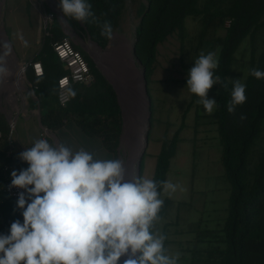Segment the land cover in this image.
Here are the masks:
<instances>
[{
	"label": "trees",
	"instance_id": "16d2710c",
	"mask_svg": "<svg viewBox=\"0 0 264 264\" xmlns=\"http://www.w3.org/2000/svg\"><path fill=\"white\" fill-rule=\"evenodd\" d=\"M40 1L44 4L46 12L48 7L52 10L51 13L47 12V15H53L54 18L57 14L66 29H69L58 6L59 0ZM127 2L129 1L88 0L99 23H93L91 19L87 22H79L70 17L66 18L78 33L87 34L104 48L110 40L100 34V25L106 20L110 21L114 31L117 19L122 14ZM46 4L49 6L47 7ZM188 17H198L201 22L197 49L204 52L207 44L212 47L216 45L220 47L219 66L215 70V75L221 78L222 83L214 85L208 94L215 93L217 99V107L210 116L218 125L223 147L222 164L225 177L230 183L227 216L219 230L221 237L216 235V237L210 238L208 234H205L197 238L198 243H203L206 246L199 249L196 247V243V246L189 250L191 253L189 264H264V145L256 159L252 155L258 145L257 140L264 132V79L258 80L250 74L252 69L264 71V36L262 43L258 44L259 36L264 34V0H146L136 25L135 55L146 72L153 113L151 129L154 125L155 108L150 84L157 62L158 46L170 36L178 33L182 38L181 50L184 53L187 48L184 41ZM226 24L228 25L226 26ZM224 26H226V32L223 36L214 41L205 39L207 33L215 34ZM47 31L48 35L44 38L42 48L27 65L26 70V76L37 95L42 126L61 133L67 123L74 121L75 126L86 136L100 138L112 156L111 158L117 159L123 117L113 85L98 69L90 55L74 43L87 58L93 81L73 84L71 86V101L66 107H62L58 103V79L68 72V68L58 58L53 44L69 36L57 23H54ZM247 38L250 39L251 46L249 72L245 81L242 82L246 86L247 99L244 104L236 107L235 113H229L227 105L231 99V90L234 84L231 75L237 62L236 54ZM78 39L92 51L101 67L115 83L116 79L108 73L111 65L90 47L96 44L91 41L86 42L80 37ZM0 43L1 47L3 43L9 44L5 34L0 37ZM9 45L11 46V44ZM110 48L106 50H110ZM34 62L42 63L43 75L35 74L32 65ZM7 65L10 72L18 73L19 83L26 90L23 66L18 67L13 49L7 59ZM15 67L16 69H14ZM186 67L188 73L192 66ZM224 84L227 87H224ZM117 88H119V84ZM198 99L197 95L192 94L188 109ZM242 115L246 119L241 120ZM184 126L185 124L182 123L172 138L165 137L162 140L163 144L157 156L153 180L167 181L171 160L177 153L180 132ZM9 132L7 118L0 111V233L4 234L8 232L13 221L16 219L22 221L21 210L16 208L14 199L3 191L7 179L2 169L4 161L7 160L6 152L12 145ZM150 134L149 131V138ZM144 157L141 162V178ZM27 167L28 165H23L22 169ZM158 191L163 204L158 213L159 218L154 222L152 228L155 233L157 222L165 216L173 203L172 199L162 198L164 191L162 186Z\"/></svg>",
	"mask_w": 264,
	"mask_h": 264
},
{
	"label": "clouds",
	"instance_id": "9594fccd",
	"mask_svg": "<svg viewBox=\"0 0 264 264\" xmlns=\"http://www.w3.org/2000/svg\"><path fill=\"white\" fill-rule=\"evenodd\" d=\"M58 6L63 17L99 23L88 0H59ZM100 27L103 37L113 39L110 21ZM2 48L0 81L10 75L12 53L8 43ZM218 66L214 52L201 53L188 71L187 88L208 114L217 107L208 92L222 83L215 75ZM250 74L264 79V71ZM245 93L246 86L235 80L229 113L246 102ZM18 158L28 167L11 172L9 188L21 190L16 208L23 221L16 219L6 234L0 233V264H178V254H167L166 236L152 231L163 204L158 189L175 192L177 185L128 179L120 159H99L84 148L73 151L43 138Z\"/></svg>",
	"mask_w": 264,
	"mask_h": 264
},
{
	"label": "rangeland",
	"instance_id": "374dc122",
	"mask_svg": "<svg viewBox=\"0 0 264 264\" xmlns=\"http://www.w3.org/2000/svg\"><path fill=\"white\" fill-rule=\"evenodd\" d=\"M144 4H146V0H130L127 2L122 14L117 19L113 39L109 41L106 47H101V49L106 50L113 44L110 51L118 53L115 61L106 58L111 66H117L122 62V64H126L127 58L132 57L135 26L139 22L140 12ZM46 6L49 5L46 4ZM47 12H52L50 7H48ZM47 12L40 0H0V36L4 33V29L16 55L18 67L27 66L34 59L42 48L44 38L48 35L47 30L54 23L62 26L57 14L52 20H49ZM226 26L219 29L215 34L212 32L207 33L205 39L214 41L223 36L226 32ZM73 30L86 42L90 41L87 34L78 33L75 28ZM63 31L66 35H69L65 29ZM200 31V19L198 17H188L184 41L187 48L184 53L181 50L182 38L178 33L170 36L158 46L157 62L150 84L155 108L154 125L150 130L149 143L144 154L142 178L153 179L157 156L163 144L162 140L165 137L172 138L180 125L185 124L180 132L177 153L171 160V167L167 176V182L177 185V189L175 192L164 190L162 196L163 199H172L173 203L165 216L155 226L156 233L166 236L167 254L169 256L179 255L178 264H189L191 256L189 250L194 248L196 243V247L199 249L206 246L203 243H198L197 238L205 234H208L210 238H214L216 235L221 237L219 230L227 216L230 197V183L225 177L222 164L223 147L218 125L206 112L202 104L195 102L188 109L193 93L187 88L188 73L186 66H193L201 53L214 52L218 59L220 50L219 46L212 47L208 44L204 52L197 49L196 45L199 43ZM263 36L264 34L259 36L258 44L262 43ZM70 37L76 45H79L90 55L98 69L104 74L105 70L92 51L89 48V50H86L76 35ZM250 49V39L247 38L236 54L237 62L231 75L233 81L239 80L240 83L245 81L249 72ZM26 70L27 68L24 71L25 76ZM105 77L107 78L106 75ZM107 80L112 84L108 78ZM3 81H0V87L3 85ZM26 84V90L23 89L21 83L19 89L15 84L10 86L11 91H8L7 87L4 90L0 89V111L6 116L10 130L11 125L14 124L13 132H9L13 142L16 139L17 120L20 115L29 114L36 119H40L41 109L37 95L27 76ZM11 92L18 95V108L11 104ZM22 93L27 99L26 106L23 103ZM208 98L217 100L215 93L208 94ZM11 119L14 120L13 123ZM69 123L72 126L71 136L76 138L79 132L73 128L75 122L71 121ZM69 123H67L68 126ZM67 125L66 128H69ZM61 133L43 127L42 137L48 141H54L55 144H60V142L65 144L67 137L63 135V132ZM123 134L122 127L117 147V159L122 160L126 168L129 165L133 166L136 149L140 142V133L138 134V140L134 133L132 137L122 139ZM86 144L91 145L87 148L89 152L95 154L96 158L112 159L110 153L105 148L102 152L95 141ZM257 144L252 154L254 159L258 157L260 149L264 145V132L257 140ZM7 161L8 158L4 162Z\"/></svg>",
	"mask_w": 264,
	"mask_h": 264
},
{
	"label": "water",
	"instance_id": "95a60500",
	"mask_svg": "<svg viewBox=\"0 0 264 264\" xmlns=\"http://www.w3.org/2000/svg\"><path fill=\"white\" fill-rule=\"evenodd\" d=\"M130 1V0H128ZM68 28L66 29L65 24L62 22L60 19V23L63 26V29L71 35H76L78 38L79 36L77 33L74 32L73 28L67 21V18L64 17ZM46 25V24H45ZM136 26H135V38L132 43V60L133 62L137 65L139 68V71L137 72L136 70L132 69V67H126V64H117V66L112 65L109 67V74L116 80L115 83L112 81L111 77L107 75V73L104 71V74L107 76L109 81L112 83L118 97L119 105L121 108L122 112V117H123V132L124 134L122 135V139L125 137H132L133 133L137 137L138 134L140 133V129L143 125V112L145 109V99L147 101V119H146V124H145V129H144V139H143V144L140 148L139 151V156L137 160V164L135 167V176L134 177H141V162L144 157V154L147 150L148 143H149V131L151 129V116H152V111H151V99L148 93V88H147V79H146V72L143 66L141 65V62L137 59L135 55V49H136ZM4 34L6 35V32L4 30ZM7 37V35H6ZM81 38V37H80ZM8 39V37H7ZM9 40V39H8ZM89 40L93 42L94 44L98 45L96 42H94L90 37ZM85 41V40H84ZM10 42V41H9ZM81 42V41H80ZM1 44V43H0ZM11 44V42H10ZM82 46L86 49L89 50L88 48L85 47L84 43L81 42ZM1 46V45H0ZM99 46V45H98ZM12 47V45H11ZM101 48V46H99ZM13 49V47H12ZM0 51H3V48H0ZM29 64V63H28ZM27 66H23V71ZM141 77L142 81H139V78ZM119 84V88H117V85ZM40 120V119H39ZM40 124L42 125L41 121ZM138 140V138H137ZM130 166V165H129ZM127 166V177L128 179H132V166ZM133 171V170H132Z\"/></svg>",
	"mask_w": 264,
	"mask_h": 264
},
{
	"label": "built area",
	"instance_id": "2783aa9c",
	"mask_svg": "<svg viewBox=\"0 0 264 264\" xmlns=\"http://www.w3.org/2000/svg\"><path fill=\"white\" fill-rule=\"evenodd\" d=\"M53 48L60 61L68 68V72L58 79V103L62 107H66L71 101V86L73 84L92 82L93 75L87 58L83 52L75 46L70 36L63 38L61 41L55 42ZM32 65L37 76L43 75L44 69L41 62H34ZM13 128L14 124L11 125L10 133L13 132ZM10 140H12L11 135ZM6 156L8 161L3 164L2 170L7 182L3 187V191L12 197L16 203L18 193L21 190L9 188V185L11 184V172L13 170L19 171L22 169V166L27 165V163L18 158V154L14 152L12 145L6 152Z\"/></svg>",
	"mask_w": 264,
	"mask_h": 264
},
{
	"label": "crops",
	"instance_id": "0c3cea01",
	"mask_svg": "<svg viewBox=\"0 0 264 264\" xmlns=\"http://www.w3.org/2000/svg\"><path fill=\"white\" fill-rule=\"evenodd\" d=\"M49 16L50 15H48V19L50 20ZM3 32H4V29H3ZM3 35H4V33L1 36H3ZM12 73L18 74L16 71H12ZM68 127L70 129L66 128V126H65L61 130V132H63V135L67 137L66 141H65L66 146L72 148L73 151H77L80 148H84L85 150L89 151V149L87 147L91 146V145L86 144V143L91 144L95 141V143H97L99 149L103 152V149L105 147H104L103 142L100 138L86 136L75 125H73V128L78 130L79 135L76 138L72 137L71 136L72 126L70 123H69ZM42 130H43V126L40 124L39 119H36L35 117H32L29 114L28 115L27 114L20 115L18 120H17L16 139H14V142L12 140V148H13L14 152L16 154H19L20 152L24 151L27 147H31L32 144L34 143V141L43 138L42 137ZM64 132H65V134H64ZM49 142L55 144L54 141H49ZM22 221H23V217H22Z\"/></svg>",
	"mask_w": 264,
	"mask_h": 264
},
{
	"label": "bare ground",
	"instance_id": "6f19581e",
	"mask_svg": "<svg viewBox=\"0 0 264 264\" xmlns=\"http://www.w3.org/2000/svg\"><path fill=\"white\" fill-rule=\"evenodd\" d=\"M51 1H54V0H51ZM50 20L53 19V15H50ZM9 42V40H8ZM10 44V42H9ZM92 50H94L95 52L99 53L105 60L106 58H110V59H114L117 60V54L118 53H115V51H110V50H103L101 49L98 45H91L90 46ZM118 63V62H117ZM123 63V62H122ZM126 63V67H132V69L136 70L137 72L139 71V68L137 67V65L133 62L132 60V57L130 58H127V61L125 62ZM138 78H139V75H138ZM139 81H142L141 77L139 78ZM3 85L1 86V90H4L5 87H7V90L8 91H11L10 89V86L12 84H15L17 85L18 89L20 88V83H19V75L18 74H15V73H12L10 72V75L4 79L3 81ZM7 83H10V84H7ZM21 91V90H20ZM22 98H23V103L25 104V106L27 105V99L25 97V95L22 93L21 94ZM18 95L14 94L11 92V97H10V101H11V104L14 105L16 108H18ZM145 99V109H144V112H143V117H144V120H143V125L140 129V142L137 146V149H136V155H135V160L133 162V166H132V169H131V172H132V179L135 178V167H136V164H137V160H138V156H139V151H140V148L143 144V139H144V136H143V133H144V129H145V124H146V119H147V101H146V97H144ZM14 120L11 119V122H13ZM138 138V136H137ZM133 170V171H132Z\"/></svg>",
	"mask_w": 264,
	"mask_h": 264
}]
</instances>
